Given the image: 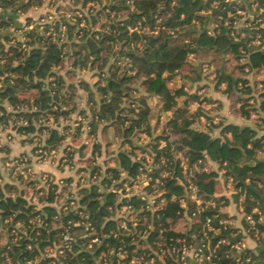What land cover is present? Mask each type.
I'll return each mask as SVG.
<instances>
[{
    "label": "trees",
    "instance_id": "16d2710c",
    "mask_svg": "<svg viewBox=\"0 0 264 264\" xmlns=\"http://www.w3.org/2000/svg\"><path fill=\"white\" fill-rule=\"evenodd\" d=\"M45 1L0 0V8L27 11ZM74 1L85 7L91 0ZM95 1L98 3L95 12L83 16L76 13L75 21L64 15L58 20L54 31H60L61 23L65 24L63 40L52 31L47 33L49 23L44 24L43 31L33 27L27 32V48L20 39L14 42L10 41L11 36H5V41L0 39V60L3 59L0 75L14 74L12 82L9 75H4L0 84V123L6 125L10 119L27 118L29 123L20 124L18 131L33 133L26 137L32 141L37 134H44L42 148L47 151L58 148L66 134L71 133L79 147L77 150L76 145L70 147L69 155L83 152L87 147L81 134L84 121L68 132L39 121L49 114H54L57 120L61 115L66 116L59 111V105L55 107L63 97L60 90L65 82L64 75L56 68L66 56H71L73 64L98 68L96 90L90 88L86 100L90 113L85 107L79 110L87 117L84 136L93 141V154L101 152L102 147L96 138L99 123L103 122V127L113 125L121 134L119 147L110 153L115 163L103 171L98 166L92 167V171L98 170L101 180L80 189L75 207L57 212L54 202L59 193L55 183L45 189L36 187L35 180H26L28 186H34L38 207L27 194L29 188L21 174L18 182H0V264H29L36 260L41 250L59 240L66 224H70L78 240L71 249H65L57 257L45 256L38 264H55L53 259L60 264H100L103 251L110 249L123 250L125 256L118 264H129L135 254L153 255L152 250L159 248L157 241L170 242L171 238L179 237L201 246L205 244L202 261L197 264H264V248L235 246L241 240L240 227L228 221L230 215L222 207L230 198L221 193L224 182L230 180L244 212L243 226L260 242L264 231L261 219L264 216V91L255 93L246 76V67L264 71V27L251 30L252 38L261 34L258 45L251 43L253 39L247 34L239 37L234 20L238 9H243L244 0ZM258 1L264 7V0ZM32 18L27 17V23ZM82 19L85 23L81 25ZM98 21L101 25L96 29L93 26ZM12 24L11 17L0 19V28ZM202 51L219 54L221 59L225 53L242 58L239 75L217 69L216 85L226 82V90L235 95L241 113L250 116L254 112L258 116L256 124L222 119L218 123L219 134H213L211 127L203 129L194 124L199 114L190 110V102L202 101L206 96L198 92L200 86L192 90L184 80L174 86L169 81L180 73L182 79H201L197 65L186 72L182 68L190 53L199 55ZM47 77L52 78L47 82ZM261 83L264 85V76ZM81 84L89 87L87 81ZM73 93L64 95L68 97L66 101ZM4 99L13 106L33 99L38 108L7 110ZM152 99L157 100L155 105ZM168 110L171 112L167 113ZM158 125L161 129L156 132ZM141 133L148 136L145 143L137 141ZM136 148L146 155H138ZM210 160L217 167L206 165ZM142 174L149 178L144 185L147 197L119 191V188L125 191L126 181L131 182ZM124 204L131 205L132 214L138 218L136 226L128 220L130 230L116 217L117 208ZM38 217L43 221L41 225ZM183 218L187 219L186 228L177 229L176 223ZM144 229L147 234L141 237ZM3 230L7 233L5 237ZM96 235L100 242L86 246ZM221 239L225 241L218 242ZM109 254L110 264H117V256ZM165 260L163 263L156 258L152 264H182L172 257Z\"/></svg>",
    "mask_w": 264,
    "mask_h": 264
},
{
    "label": "rangeland",
    "instance_id": "374dc122",
    "mask_svg": "<svg viewBox=\"0 0 264 264\" xmlns=\"http://www.w3.org/2000/svg\"><path fill=\"white\" fill-rule=\"evenodd\" d=\"M244 1L245 2H244L243 9L241 8L238 10L237 12L238 15L236 16L234 20L235 24L237 25V33H239V37L240 36L246 37V34H247V37H249L250 39H257L260 32L257 34V37L252 38L254 33L251 32V30H254L255 29L254 27L258 28V27L264 26V8H262V5L259 4L258 0H244ZM54 2H55L54 5H51L50 7L56 9L58 13L72 12V10H75V9L80 11L81 9L82 14L84 15L85 13L90 14L91 11L95 12L96 7H98V3L95 0H91L90 2H88V4L85 7H82L83 4L81 2L79 1L75 2L74 0H55ZM45 6L46 5H43L41 9H34L32 7L33 8L32 13L37 17L39 13H42L43 11H45L46 9ZM240 6L241 5H239V7ZM84 23H85V19H82L80 24L82 25ZM90 23L91 22H89L88 25H90ZM100 25L101 23L100 21H98L93 27H95L96 29L97 28L99 29ZM76 38H79V36H76ZM251 43H253V40L251 41ZM222 57H225L226 59H228L226 62H224L225 70H231L232 72H235L234 74L236 75H239L241 73L239 63L243 61L241 60L242 58L238 59L231 53L230 54L225 53L222 55ZM73 59L74 58L71 56H66L64 62H62V65L56 68L57 72L60 74H63L64 79H65L64 85L62 86V89L60 90V94L63 97L61 98V101L58 102V105H59V109H61L59 111L65 112L66 114L64 113V115L66 116L61 115L59 116L57 120L54 118L53 116L54 114H53L52 116L54 120L53 119L52 120L57 123V126L60 128L61 131L63 130L66 132L72 131L71 129H73V124H75L76 115L79 116L77 118L78 119L77 121L79 123L83 121V118L87 121V117L79 113V110L82 107H85L87 113H90L89 106L88 105L86 106V100L89 96L90 88H93L96 90L95 81L99 79V76L97 74L98 68L94 66H88V65L78 66L76 64H73L72 62ZM222 62H223V59H221V55L207 53V52L202 51L199 53V55L193 54L188 59V62L184 65V70L187 71L189 68L193 67L194 65H198V67L200 66L201 71L205 72V76H207L208 79L210 80V82L208 83V86L213 88L215 87V83H216L217 69L218 67L221 66ZM206 63H208V66ZM259 74L254 73V74H251L249 77L250 83H251L250 85L253 86L255 93L264 91V85L261 83L262 78L264 76V71L261 72L262 75L261 74L259 75ZM182 78H183L182 73H180L176 75L172 80H170L169 84L173 86L179 85L184 80ZM82 81H87L89 83V87L88 88L84 87L81 84ZM187 84L189 85V83ZM71 92H75V93H73L74 95H72V97L69 99L70 101L69 100L66 101L68 97L66 98L64 97V95L70 94ZM212 92H214V90H212ZM232 98L234 102L235 95H232ZM156 101L157 100L152 99L153 105H155ZM66 102H68V104L70 105L67 104L68 105L67 106ZM61 105H65L66 108H61ZM236 105L237 104L232 103L230 105V108L233 110H237V109L240 110L241 108L239 106L237 107ZM218 106L219 108H222L223 104H219L217 102L214 105V107H216L215 109H217ZM69 107L71 109L70 111H69ZM252 113L254 112H251V114ZM156 114H157V111H156ZM156 114L155 116H157ZM257 117L258 116L255 114L253 117H251V119L256 120ZM256 123H257V120H256ZM101 125L102 124L99 123L98 129H100ZM201 126L204 129L210 128V125L205 120L201 122L200 127ZM107 127L108 128L105 129L104 133L101 132L100 134L96 135L97 139L101 138V145H102L101 152H98L97 154L96 153L93 154V151H92L93 141L88 140L87 137L83 136L82 140L87 141V148H85L83 152L82 151L75 152L73 156L72 154L69 155L70 151L68 150L70 149V147H73V145H76L74 146V148L77 150L79 147V144H77V142L73 140V137H74L73 134L67 133L66 138L63 140L62 144L57 148V151L55 152V156L53 155L54 153H52L51 151L50 152L48 151L45 157L43 156H42L43 158L40 157L43 160H48L51 164L58 167L60 171L58 174L59 175L58 177L64 178L65 185L62 191L60 192V195H59L60 200L64 201L66 196L71 195V194L76 197H79L80 195L79 191L82 187L90 186L91 184L95 182H99L101 180L102 176L99 175L98 170L92 171L93 166H98L99 169H102L103 171L107 165L115 163V159L112 157V154L110 153L112 149H117L119 147L120 142H121V134L115 128V126L109 125ZM157 127L159 129H156V132L160 131L161 125H158ZM215 131L219 132V128L215 129ZM25 139L27 141H30V144L27 148L28 152H22V153H28V154L32 153L33 155L36 156L37 155L36 153L39 152L38 141L40 140H38L37 137H34L33 141L26 137ZM137 141L138 143H145L146 141H148V136L145 135L144 133H141ZM108 142H110L109 145H108ZM108 151L109 153H107ZM134 151L138 155H146V152H144L140 148H136ZM61 155H64L69 159L70 161L69 165H66V164L64 165L63 163H59L58 159H59V156ZM36 160H39V158H36ZM6 165L9 166V164H6ZM206 165L213 166L215 164L211 165L208 162ZM14 177L16 181H19L18 180L19 174L15 173ZM23 182L26 184V188H29L27 190L28 191L27 194L30 196V199L37 201L39 198H38V195L34 193V186H28V183L25 179ZM139 182L142 188L143 184L141 181ZM77 199L78 198H76V201ZM186 226H187V219L185 218L179 220L175 225L177 229H182V230L185 229ZM5 235H6L5 230H3V237H5Z\"/></svg>",
    "mask_w": 264,
    "mask_h": 264
},
{
    "label": "built area",
    "instance_id": "2783aa9c",
    "mask_svg": "<svg viewBox=\"0 0 264 264\" xmlns=\"http://www.w3.org/2000/svg\"><path fill=\"white\" fill-rule=\"evenodd\" d=\"M54 1L55 0H46L45 3L43 2L42 4L34 5L33 7L35 9H41V7L43 5H46L45 6L46 9L42 13H39L37 17H35V18L33 17V20L31 22H29V23L26 22L23 30H19V32L17 31V33L13 34L11 36L10 41L14 42L16 40V38L20 39L23 41L22 42L23 47L27 48L29 46L27 43V39H28L27 32L30 29H32L33 27H39L43 31V27H44L45 23L50 24V29L47 30V33L52 31V33L55 37H59L60 40L65 39V37H66V25L65 24L61 23L60 31H58V32L54 31V26L57 24L58 20H60V18L64 15L67 18L71 19L72 21H75L76 20V16H75L76 13H78L80 16H83V14L79 10H75L72 12L58 13L56 11V9L50 7L51 5H54V3H55ZM262 8H264V7H262ZM236 38H239V37L236 36ZM261 41H262L261 34H259L257 39H253V44L258 45L261 43ZM193 54L194 53H190L189 57H191ZM2 62H3V59L0 60V67H2ZM206 64L208 66V63H206ZM246 70L248 72V71H250V68L246 67ZM4 75H9L11 78L10 81L11 82L13 81L14 74L11 72H7L5 74L0 75V84H2V79H3ZM51 78L52 77H47L45 80L48 82L49 79H51ZM3 105L6 107L7 110H14V111L35 110L38 108V105L33 102V99H31L30 102H22V103L17 104L16 106H13L6 99H4ZM55 107H58V104L55 105ZM61 108H66V106L61 105ZM1 112L2 111L0 110V113ZM78 117L79 116L76 115L75 124H73V129H71V130H75V126L80 124L77 121ZM80 118H81V116H80ZM52 119H53L52 114H49L48 117L43 116L42 118H40L39 121L42 124H49V125L57 126V123L55 121H53L54 119L53 120ZM83 121H84V123L82 125V131L83 132L81 133L82 136H84L87 133L86 120H84V118H83ZM28 123H29V120L27 118H24V117L18 118L17 120L10 119L9 123L6 125H3L2 123H0V133L2 131H6L8 137H10V138L14 135H20L23 137L32 136L33 133L20 132L17 129L20 124H28ZM35 123L38 125V121ZM39 135H40V137H39ZM41 135H42V137H41ZM35 137H37V139L40 140V141H38L39 152L36 153L37 155L35 156L32 153H30V154L20 153L19 155H16V156L12 157V159H10V161L8 163L9 167L12 169V171L14 173L21 174L25 180H35L37 187H45V189H48L50 184H52V183L57 184V192L60 195V192L62 191V189L65 185L64 178L63 177H60V178L57 177L56 174H54L51 171L37 170L35 168V166L33 165L32 158L34 156L36 158H39V160H43L42 158L45 157L47 152H48L47 150H43V148H42L44 134H42V133L37 134ZM50 151L52 153H54L53 155L55 156V152L57 151V148H52ZM40 157H42V158H40ZM58 161H59V163H63L64 165L70 164L69 159L64 155L59 156ZM139 181H141L143 184L142 188H141ZM148 182H149V178L145 174H142V175H140L139 178H135L131 182L126 181L124 183L125 191H123V188H119V191L125 195L137 193V194H140L142 197H147L148 194L146 193V191L144 189V185L148 184ZM35 194H37V193H35ZM59 195L57 196L58 200H56L54 202V204L57 207L58 213L61 212L62 209L67 210L71 207L76 206V204H77L76 198H78V197L71 194V195H67L65 200L62 201V200H60ZM150 198H151V203H152L154 196H152ZM35 202H37L38 207H39L38 200ZM132 213H133V210H132L131 205H129V204H124L123 206H121L120 208H117V210H116V217H119V222L127 230L131 229V227H129V225L127 223L128 220H131L132 224L134 226H136L138 224V218ZM55 217H58V214H55ZM247 218L251 222L254 221L253 218L251 217V215H248ZM31 220H32V218H31ZM210 220H211V217H208L207 223L209 224V226H210V223H209ZM42 223H43L42 219L38 217V224L41 225ZM73 224L76 225L77 222H74ZM37 232L40 233V230H38ZM133 232H134V230H133ZM25 233H27V232L25 231ZM146 234H147V230L144 229L141 231L140 236L145 237ZM77 240L78 239H77V236L74 234V231H72L70 229V224L63 225V230L60 233L59 240L54 241L50 245H47L43 250L40 251V254L37 257V259L34 261H29V264L37 263L45 256L57 257L58 255L63 253L65 249H67V248L71 249L73 246V243ZM100 240L101 239L98 235L93 236L90 238V240L86 244V246L92 247L95 243L100 242ZM222 241H225V240L221 239L218 242H222ZM157 243L159 244V248L152 250L153 255L148 254L149 256H146L143 253L135 254L131 257L129 264H152L156 258H159L162 260L163 263H166L165 259L167 257L175 258L179 262H182V264H187V262L190 258H192L193 264H197V262L200 263L202 261V258H203L202 249H203V246L205 244H203L201 246V245L196 244V243H190L189 241H187L186 237H179L176 239L171 238L170 242L157 241ZM235 246L238 249L243 248L240 245V241L237 242L235 244ZM109 253L117 256V260H118L117 264L119 263V259L121 257L125 256V252L123 250L115 251L114 249H110L109 252L103 251L102 259H100V261H99L100 264H110V259H109L110 254ZM208 257H209V255H208ZM246 260L248 261V260H250V258L248 257V258H246ZM52 262H54L55 264H60L59 262L56 261V259H53ZM49 264H50V262H49ZM236 264H240V263L238 262Z\"/></svg>",
    "mask_w": 264,
    "mask_h": 264
},
{
    "label": "crops",
    "instance_id": "0c3cea01",
    "mask_svg": "<svg viewBox=\"0 0 264 264\" xmlns=\"http://www.w3.org/2000/svg\"><path fill=\"white\" fill-rule=\"evenodd\" d=\"M33 8L30 7L27 11H20V10L16 11L11 8H8V9L0 8V19L11 17L12 20L14 21V24L6 28H0V39L5 41L4 39L5 36H12L13 34L17 33V31L19 32V30H23L27 22L26 17H34V18L36 17L32 13ZM222 59H223V62L221 63V66L218 68L225 70L224 62H226L228 59H226L225 57H222ZM199 68L201 67L199 66L198 69ZM182 69H183V72H186L184 70V67ZM227 71H231V70H227ZM262 71L263 70H259V69L250 70L246 73V76L250 77V75L254 73L261 74ZM201 75H202V78L198 80H192L189 77L184 78V81L189 83V85L188 84L186 85L187 87L190 86V88L194 90L200 86L198 88V92L202 93L203 96H206V98L202 101L193 100L190 102V105H189L190 110L195 111L199 114L198 118L194 122L195 125L200 127L201 122L205 120L212 128L211 130L212 133L219 134L221 127L220 125H218V123H220L222 119L225 120V122L232 121V122H236L239 124H246V123H251L253 125L256 124V120L251 119V117L255 115L254 113H252L250 116H247V115L242 114L239 109L233 110L230 108V105L232 103L237 104L236 105L237 107L240 105V103L238 101L233 102L232 95H230L228 91L226 90V86H227L226 82H222L219 85H216L217 83L216 82L215 87L211 88L210 86H208V83L210 82V80L208 79L207 76H205V72L201 71ZM212 90H214V92H212ZM217 102L219 104H223V107L219 108L218 106L217 109H215L216 107H214V105ZM166 112L170 113L171 111L168 110ZM162 117H164V114H162ZM161 122H163V120H161ZM101 124H102L100 127L101 130L98 129L97 134H100L101 132L104 133L105 129L108 128V127H103L104 126L103 123ZM200 128H202V126ZM217 128H219V132L215 131V129ZM99 140L101 141V138ZM29 144H30V141H27L25 137L23 136L14 135L10 138L8 137L6 131H2L0 133V182L2 183L7 182V181L18 182L16 181L14 177L15 173L6 164L9 163L12 157L19 155L22 152H28L27 148ZM32 160H33L32 161L33 165L35 166L37 170L51 171L54 174H56L57 177L59 176L58 175L60 172L59 168L51 164L48 160H36L35 156L32 158ZM209 163L211 165L215 164L213 166L217 167L216 162L210 160ZM221 193L226 194L230 198L229 203L223 206L222 209L230 215L228 221L232 225L240 227L239 232H240V237H241V240H240L241 247L253 248V249H256L259 247L264 248V231L261 233V236H260L261 240L259 242L257 238L250 235V233L246 230V228H244L243 222H242L243 215H244V212L242 210V205L239 200L237 191L233 187L230 180H228L227 182H224ZM261 219L264 222V216L261 217ZM5 234L7 235L6 231H5ZM187 264H193L192 258L188 260Z\"/></svg>",
    "mask_w": 264,
    "mask_h": 264
},
{
    "label": "water",
    "instance_id": "95a60500",
    "mask_svg": "<svg viewBox=\"0 0 264 264\" xmlns=\"http://www.w3.org/2000/svg\"><path fill=\"white\" fill-rule=\"evenodd\" d=\"M17 264H19V263H17ZM32 264H37V263H32Z\"/></svg>",
    "mask_w": 264,
    "mask_h": 264
}]
</instances>
